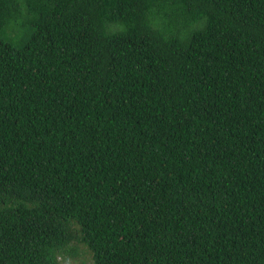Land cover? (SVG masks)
<instances>
[{
	"label": "trees",
	"instance_id": "16d2710c",
	"mask_svg": "<svg viewBox=\"0 0 264 264\" xmlns=\"http://www.w3.org/2000/svg\"><path fill=\"white\" fill-rule=\"evenodd\" d=\"M264 264V0H0V264Z\"/></svg>",
	"mask_w": 264,
	"mask_h": 264
},
{
	"label": "rangeland",
	"instance_id": "374dc122",
	"mask_svg": "<svg viewBox=\"0 0 264 264\" xmlns=\"http://www.w3.org/2000/svg\"><path fill=\"white\" fill-rule=\"evenodd\" d=\"M77 251L69 252L63 258L62 264H92V255L82 243H77Z\"/></svg>",
	"mask_w": 264,
	"mask_h": 264
}]
</instances>
